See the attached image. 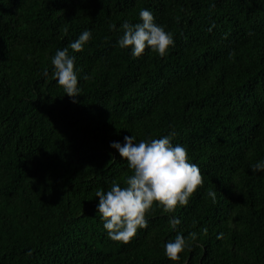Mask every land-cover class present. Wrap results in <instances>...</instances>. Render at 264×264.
<instances>
[{"label":"trees","instance_id":"obj_1","mask_svg":"<svg viewBox=\"0 0 264 264\" xmlns=\"http://www.w3.org/2000/svg\"><path fill=\"white\" fill-rule=\"evenodd\" d=\"M143 8L174 34L164 57H132L109 28ZM85 29L83 51L69 49L88 77L73 102L51 57ZM171 131L203 184L174 213L154 204L127 243L111 240L95 192L131 170L110 141ZM260 161L264 0H0V264H264ZM178 231L191 246L173 261L163 245Z\"/></svg>","mask_w":264,"mask_h":264},{"label":"clouds","instance_id":"obj_2","mask_svg":"<svg viewBox=\"0 0 264 264\" xmlns=\"http://www.w3.org/2000/svg\"><path fill=\"white\" fill-rule=\"evenodd\" d=\"M110 30H122L117 45L129 49L134 58L144 54L146 49L156 52L160 57L167 55L170 47H174L175 39L171 31L158 24L153 12L143 8L139 12V22L124 20L117 29L115 24L109 25ZM92 39V31L85 29L79 36L69 42L67 47L57 49L51 57L52 77L73 102L82 92L79 79L87 80L86 74L75 65L76 57L69 53L81 52ZM48 75L45 70L44 76ZM175 131L159 138L141 139L137 142L134 135H125L123 143L110 141V148L118 150L120 157L126 160L131 170L123 183L107 182V190L97 189L98 197L96 212L100 214L103 228L108 238L127 243L137 234L138 229L148 226V214L153 205L162 208L164 213H174L177 206H186L190 197L203 184V176L199 165L193 162L188 149L180 143H173ZM253 173L264 172V161L250 165ZM215 201L216 193H208ZM179 217H173L171 227L176 229L181 224ZM222 233L217 238L222 237ZM191 240L196 239L190 233ZM189 238L177 232L175 239L167 240L164 255L173 261L180 259V253L190 248Z\"/></svg>","mask_w":264,"mask_h":264}]
</instances>
